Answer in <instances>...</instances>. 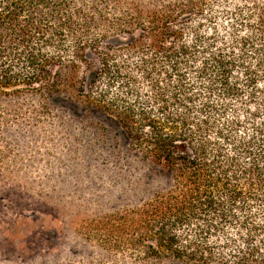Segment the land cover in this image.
Masks as SVG:
<instances>
[{
  "label": "trees",
  "instance_id": "16d2710c",
  "mask_svg": "<svg viewBox=\"0 0 264 264\" xmlns=\"http://www.w3.org/2000/svg\"><path fill=\"white\" fill-rule=\"evenodd\" d=\"M0 264H264V0H0Z\"/></svg>",
  "mask_w": 264,
  "mask_h": 264
}]
</instances>
